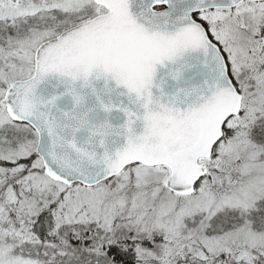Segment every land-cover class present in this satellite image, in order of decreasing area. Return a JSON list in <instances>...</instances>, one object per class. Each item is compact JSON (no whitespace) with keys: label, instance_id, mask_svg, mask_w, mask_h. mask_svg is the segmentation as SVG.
I'll list each match as a JSON object with an SVG mask.
<instances>
[{"label":"snow or ice","instance_id":"1","mask_svg":"<svg viewBox=\"0 0 264 264\" xmlns=\"http://www.w3.org/2000/svg\"><path fill=\"white\" fill-rule=\"evenodd\" d=\"M0 264H264V0H0Z\"/></svg>","mask_w":264,"mask_h":264}]
</instances>
